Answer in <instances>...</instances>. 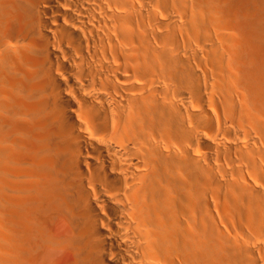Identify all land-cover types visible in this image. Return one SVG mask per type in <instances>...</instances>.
I'll return each mask as SVG.
<instances>
[{"label": "bare ground", "instance_id": "6f19581e", "mask_svg": "<svg viewBox=\"0 0 264 264\" xmlns=\"http://www.w3.org/2000/svg\"><path fill=\"white\" fill-rule=\"evenodd\" d=\"M0 264H264V0H0Z\"/></svg>", "mask_w": 264, "mask_h": 264}]
</instances>
